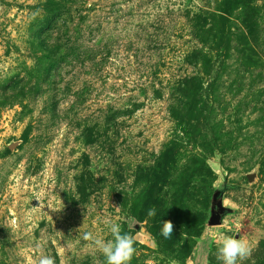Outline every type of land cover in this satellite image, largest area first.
<instances>
[{"label":"rangeland","instance_id":"rangeland-1","mask_svg":"<svg viewBox=\"0 0 264 264\" xmlns=\"http://www.w3.org/2000/svg\"><path fill=\"white\" fill-rule=\"evenodd\" d=\"M107 221L130 264H264V0H0V264H105Z\"/></svg>","mask_w":264,"mask_h":264},{"label":"clouds","instance_id":"clouds-1","mask_svg":"<svg viewBox=\"0 0 264 264\" xmlns=\"http://www.w3.org/2000/svg\"><path fill=\"white\" fill-rule=\"evenodd\" d=\"M149 216L155 215V209H149ZM108 231L111 239L105 240L92 231L83 234V239L91 244L104 256L105 264H130L135 254L134 237L122 230L117 222L107 221ZM174 225L170 220H164L161 225L160 234L165 238L172 235ZM213 242L217 248V259L222 264H237L238 260H244L251 255V244L243 238H236L231 235L220 233L213 236ZM38 264H55L51 256L43 255L39 258Z\"/></svg>","mask_w":264,"mask_h":264},{"label":"water","instance_id":"water-1","mask_svg":"<svg viewBox=\"0 0 264 264\" xmlns=\"http://www.w3.org/2000/svg\"><path fill=\"white\" fill-rule=\"evenodd\" d=\"M222 215H223V209H220L218 213L215 215L214 219L211 220V224L212 225L220 224L222 222Z\"/></svg>","mask_w":264,"mask_h":264}]
</instances>
